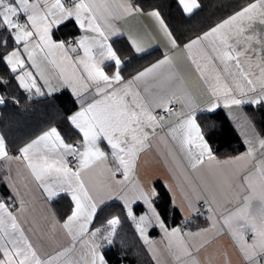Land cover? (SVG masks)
Returning <instances> with one entry per match:
<instances>
[{
    "label": "snow or ice",
    "instance_id": "6c2138e0",
    "mask_svg": "<svg viewBox=\"0 0 264 264\" xmlns=\"http://www.w3.org/2000/svg\"><path fill=\"white\" fill-rule=\"evenodd\" d=\"M177 3L185 14H191L200 7L197 0H177ZM119 7L124 15L143 14V9L131 0ZM112 15L107 0H71V6L63 0H51V3L49 0H0V62L6 65L19 87L30 94L29 99L32 98L33 90L37 96L45 95L30 68L36 69L49 95L58 91L59 87L70 88L80 107L67 119L82 137L76 144L66 143L61 132L51 127L20 148L19 155L12 157L5 137L0 135V160L22 159L49 202L62 193L71 196L74 207L62 227L75 242L88 233V225L104 203L103 198L98 199L92 194L82 178V173L106 165L109 153L101 148V143L106 142L112 160L118 164L116 172L122 170L124 181H127L135 169L139 153L149 146L150 133L146 129H151L154 135L156 129L165 123V116L155 114L154 109H163L169 116L178 118L169 128V133L184 152L190 168L196 172L207 161L216 189L229 198L228 203L235 202L233 208L222 215V220L244 260L247 264H264V138L255 134L253 129L254 135L244 140L246 152L219 160L197 122V106L193 98L177 87L178 77L174 71L165 74V67L172 63L170 56L165 55L132 79L124 81L120 70L121 57L108 43L111 32L105 31V28L112 29L109 22ZM147 15L158 22L171 48L177 49V40L160 12L152 10ZM69 21H74L85 33L75 41L76 47L71 48L66 47L64 41L53 39V28ZM257 23L264 25V0H253L183 45L196 71L208 86L212 99L207 111L220 107L221 102L225 108L244 104L264 105V33L256 29ZM131 43L137 52L144 51L136 39H132ZM79 49L83 50L84 55L72 63L68 53H78ZM194 49L206 61L203 67L193 58ZM57 51L63 53V62L71 67V72L57 64L55 59H49ZM257 52L260 53L255 64L259 69L258 75L252 71L253 56ZM41 56L60 68L58 75L61 85H52L45 77L41 71ZM105 61L113 62L115 71L112 74L105 71ZM77 64L82 66L83 74L77 72ZM245 64L248 65L247 69ZM254 76L258 83H254ZM228 79L232 86L227 82ZM161 82L167 83V90H154ZM8 83V80L0 76V86ZM12 101L19 103L15 97H12ZM174 101L181 104L180 111L171 110L170 105ZM7 103L8 97L0 95V106ZM185 107L188 108L187 112L183 111ZM69 156L78 161L75 170L68 165ZM108 171L112 172L111 169ZM112 175L115 177V172ZM208 191L215 202L216 192L211 189ZM15 195L18 197L19 192L16 191ZM156 195L154 187L145 188L137 184L131 199L127 193L119 198L124 201L127 216L135 222L136 230L145 244L150 243L146 235L147 228L153 224L158 225L168 241L169 251L177 261L189 257L187 264H199L185 236H199L200 233H182L178 227L169 231L153 206L152 198ZM198 200L207 205L209 213L213 212L208 199L199 197ZM136 201H143L149 214L139 218L133 215L132 204ZM188 207L196 211L191 202ZM20 208H24L23 200L20 201ZM208 219L214 220V217L210 215ZM120 223V218L113 216L107 219L106 230L97 228L90 233L93 238L89 245L90 264H106L104 255L98 251L102 246L99 241L111 245ZM77 225L78 232L74 231ZM249 236L250 240L246 238ZM69 251L71 248H66L56 256L42 260L17 222V217L0 201V264H56L59 257Z\"/></svg>",
    "mask_w": 264,
    "mask_h": 264
},
{
    "label": "crops",
    "instance_id": "0c3cea01",
    "mask_svg": "<svg viewBox=\"0 0 264 264\" xmlns=\"http://www.w3.org/2000/svg\"><path fill=\"white\" fill-rule=\"evenodd\" d=\"M63 2L66 5L71 6V0H63ZM107 2L113 12V15L112 17H109V22L112 25V29L105 28V31L111 32V34L108 36V43L113 49L114 47L111 40L118 37H124L130 43L133 51L137 54L144 53L153 48H159L162 51V55L160 57L136 71L132 75L123 77L124 81L132 79V77L137 75L139 72L144 71V69L163 59L165 55H168L171 57L172 63L171 66L165 67V74H167L169 71H174L176 73V76L178 77L177 87L187 92L193 98V103L197 106L196 117L197 113L199 112H209L206 109L212 97L209 94L208 86L201 79L200 73L196 71V66L192 63V59L189 58L187 51L183 49V45L187 44L192 39H195L197 36L202 35L204 32L210 30V28L221 23L235 12L240 11L243 7H246L247 4L226 18L217 22L214 26L203 31L201 34L185 41L182 44L178 43L179 47L177 49H172L166 36L160 29L158 22L154 18L147 15L149 11L156 9H143V14L124 15L119 5L127 3L128 0H107ZM131 2L135 4L133 0H131ZM49 3H51V0H49ZM101 23L103 26V22ZM255 27L264 33V25L257 23ZM79 30L80 34L75 38L74 43L72 44H69L64 39L55 38L54 36L53 39L57 41H64L66 43V47L68 48L76 47L75 41L85 34L81 29ZM89 35L95 34L89 33ZM132 39L139 41L141 46L144 48V51L137 52L132 46ZM68 55L72 58V63H76L78 57H82L84 53L82 49H79L78 53L69 52ZM259 55L260 53L257 52L253 56L252 60V71L257 75L259 74V69L255 67V64L257 62L256 57ZM193 58H195L202 67L206 63V61L201 58V53L197 52L196 49L193 50ZM39 59L41 61V71L44 72V75L49 80V82L52 85H61V79L58 75L60 68H57L53 64L49 63L48 60H44L42 56L39 57ZM49 59H55L57 64H60L61 67H66L67 71L71 72V67L67 66L66 62H63L62 52L57 51L54 57H50ZM108 63L113 64V62L105 61L104 65ZM244 66L247 69L248 65L245 64ZM76 67L77 72L79 74H83L82 66L77 64ZM29 70H31L33 74L36 75L37 84L41 87L42 92H44L45 95H49V90L44 86V81L41 80L37 75L36 69L30 68ZM114 71L115 69L113 66V69L108 73L112 74ZM210 71L211 65L208 66V72ZM253 81L254 83H258L255 76L253 77ZM227 82L230 86H232L230 79H228ZM63 88L67 87H59V90ZM167 88V83L161 82L159 87L154 90L166 91ZM67 89L73 95L72 90L70 88ZM140 90L142 95H144L145 93L143 92V86L140 87ZM92 91H94V89ZM55 92H52L51 94ZM26 93L30 95L28 92ZM73 96L76 99L78 107L73 112H71L68 117L78 111L80 107L77 97L75 95ZM32 97L41 96L35 95L33 90ZM172 104L175 105V108L172 110L173 112L181 110V104L179 101H174ZM245 105L246 104L225 108L223 107V102H221L220 107L216 109L220 108L224 110L243 143L246 137H252L254 135L253 129L255 130V134H259L261 138H264V134H261L258 131L255 124L249 117L245 109ZM159 110L161 109H154L155 114L159 115ZM183 111L187 112L188 108L185 107ZM163 116H165V123L163 124V127H158L156 129L154 135L151 134V129H146L150 133L148 140L149 146L139 153L135 169L130 173L127 181H124L122 170L116 172L118 164L112 160L110 149L107 147L106 142H103L101 143V148L104 151L108 149L106 152L109 153V159L106 165L94 167L93 169L82 173V178L84 179L86 186L98 199L103 198L104 203L115 199L124 205V201L119 197L127 193L128 197L131 199L133 195V189L137 184L143 185L145 188L154 187L155 189V181H160L169 192L171 201L180 212L183 222H186L195 215V211L188 207L189 202H191L195 206V209H197V203L201 201L198 200L199 197L208 199L213 208V212L209 213L206 211V213L202 215L206 219V224L202 226L187 227L186 229L182 228L179 224L168 226L163 221L161 216L160 218L169 231H171L172 228L178 227L181 229L182 233H200L199 236H185V240L191 247L193 256L197 258L199 264H226V262H229V264H247L240 253L238 246L234 242L232 236L229 234L227 227L223 225L222 220V215L226 214V210L233 208L235 202L233 201V203H228L229 198L225 197L216 189V182L214 177L210 174V171L207 167V161L205 162V166H202L196 172L190 168L184 152L181 151L179 144L177 141L173 140L169 133V128L177 122L178 118L176 116H169L168 113ZM51 127L56 126L51 125L47 127L35 137L23 143L16 151H9V155L12 157L19 155L20 148L30 143L33 139L37 138ZM78 135L79 136L76 141H80L82 139L79 133ZM65 142L71 143L72 141L65 140ZM244 145V149L236 154L218 156L214 152L213 153L219 160H226L229 157L237 156L246 152L247 145L245 143ZM108 169H111L112 172H115V177H113L112 172L108 171ZM225 170L227 171V169ZM0 171L8 190L7 196L0 192V201L4 202L7 205L9 211H11L17 217V222L24 230V234L27 236L29 242L36 250L37 255L42 260H46L49 257L56 256L57 253L62 252L66 248H71V251H69L66 255L59 257L56 264H90L91 257L89 254V245L93 241L90 233L95 231L94 229L90 228L91 224L88 225V233H86L82 238L73 242L71 237L68 236L67 230L62 227L63 222L71 214V211L64 218H60L58 216L52 201L49 202L47 200L45 194L43 193V189L32 177L29 169L26 167V163L22 159L0 160ZM117 181H121L122 183H117ZM208 189L216 192L215 202L212 201ZM16 191L19 192L18 197L15 195ZM61 195H67L71 200V196L69 194L62 193ZM11 199L14 200V203L10 202ZM21 200L24 201L23 210L20 208ZM137 204L142 205L143 209L139 213H134L133 211V215L139 218L141 215L149 214L147 205H145L143 201L134 202L132 207ZM153 206L156 208L154 203ZM73 207L74 204L72 202V208ZM210 215L214 217V220L208 219ZM214 222L216 225L215 227H213ZM133 223L135 226L134 221ZM153 227L157 230V234L150 235L149 230ZM205 229L207 231H202ZM74 231H79L78 225L74 227ZM146 235L150 243L145 244V247L154 264H187V262L190 260L189 257H182L180 261H177L174 258L167 247L168 241L165 238V234L158 225L153 224L152 226L148 227ZM246 238L250 240V236ZM150 248L152 251H149ZM197 249L199 250L197 251ZM98 251L104 255L101 248L98 249ZM154 255L155 259L153 258ZM0 258H2V253H0ZM105 261L106 264H110L106 257ZM119 264L127 263L122 261Z\"/></svg>",
    "mask_w": 264,
    "mask_h": 264
},
{
    "label": "trees",
    "instance_id": "16d2710c",
    "mask_svg": "<svg viewBox=\"0 0 264 264\" xmlns=\"http://www.w3.org/2000/svg\"><path fill=\"white\" fill-rule=\"evenodd\" d=\"M133 1L144 10H158L177 43L182 44L253 0H197L200 7L191 14H185L177 0ZM79 34V27L74 21L66 22L53 29L55 38L65 41L72 39L73 43ZM111 42L122 60L120 69L122 77L132 75L162 55L159 48L137 54L124 37L112 39ZM104 68L110 72L113 64H105ZM0 76L9 81L6 86H0V95L8 97V103L0 106V133L5 137L9 151H16L23 143L51 125L56 126L67 141H74L78 138L77 131L67 119L78 104L67 88L50 95L29 99V95L19 87L14 76L2 62H0ZM12 97L19 100V103H14ZM245 109L258 131L264 134V105L246 104ZM197 120L216 155H232L244 149V143L224 110L219 108L211 112H199ZM154 185L157 195L153 197V203L166 225L171 226L183 222L165 186L160 181H155ZM0 192L5 196L8 195L1 171ZM52 204L60 218H64L72 209V202L67 195H60L52 201ZM142 209L143 206L140 204L133 207L134 213H139ZM113 216L121 220L112 237L113 243L109 245L106 241H99L102 245V252L109 263L119 264L123 261L127 264H154L133 220L127 216L126 209L121 202L113 199L101 205L90 228L106 230V221ZM186 223L188 227H197L206 224V219L202 215H194ZM149 234L155 235L157 230L153 227L149 230Z\"/></svg>",
    "mask_w": 264,
    "mask_h": 264
},
{
    "label": "built area",
    "instance_id": "2783aa9c",
    "mask_svg": "<svg viewBox=\"0 0 264 264\" xmlns=\"http://www.w3.org/2000/svg\"><path fill=\"white\" fill-rule=\"evenodd\" d=\"M21 20H23L22 17H21ZM67 42L69 44H72L73 43V40L72 39H69ZM170 108H171V110H173L175 108V105L174 104H171L170 105ZM158 114L159 115H166L167 113L163 109H161V110L158 111ZM77 142L78 141L75 140V141H72L71 144H76ZM67 161H68L69 167L73 168V170H75L78 167V161L75 158L69 156V157H67ZM10 202L11 203H14V200L11 199ZM206 211H207V205L203 204L202 200L199 201L197 203V209L195 211V215H204L206 213ZM180 226L182 228H184V229H186L188 227L186 222H181L180 223Z\"/></svg>",
    "mask_w": 264,
    "mask_h": 264
},
{
    "label": "rangeland",
    "instance_id": "374dc122",
    "mask_svg": "<svg viewBox=\"0 0 264 264\" xmlns=\"http://www.w3.org/2000/svg\"><path fill=\"white\" fill-rule=\"evenodd\" d=\"M180 225V224H179Z\"/></svg>",
    "mask_w": 264,
    "mask_h": 264
}]
</instances>
